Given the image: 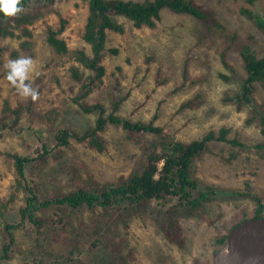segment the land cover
Segmentation results:
<instances>
[{
    "label": "rangeland",
    "instance_id": "rangeland-1",
    "mask_svg": "<svg viewBox=\"0 0 264 264\" xmlns=\"http://www.w3.org/2000/svg\"><path fill=\"white\" fill-rule=\"evenodd\" d=\"M192 1L213 13L224 27L226 38L212 37L210 28L203 23L168 11L161 13L154 29L136 30L126 20L119 19L122 33L106 36V52L101 61L105 70L102 83L85 102L89 106L101 104L108 115L113 110L112 103L123 99L117 115L132 122L154 120L173 140L185 144L200 140L209 132L225 130L224 141L209 142L206 153L191 170L202 191L206 187L216 191L212 202L206 204L199 215L176 208L179 205L176 199L151 202L139 216H132L126 227L120 223L113 227L98 219L90 222L86 211L76 212L70 220L81 217L84 223L80 228L79 223L72 222L76 235L65 232L58 237V244L49 243L51 240L44 237L35 242L34 237L26 235L31 229L27 224L24 230L15 233L18 249L13 260L4 264H40V261L62 264L70 251L72 262L68 264H115L106 252L115 254L118 264H211L213 239L253 217L255 202L241 195L255 196L263 206L261 217L264 218V149L257 148L263 139L258 127L246 123L248 109L238 110L227 102L230 95L240 94L245 74L237 54L224 51V43L234 34L245 41L257 57H262L264 37L240 16L233 0ZM260 4L264 13V0H260ZM30 6L37 13L35 22L26 27L30 35L0 41L3 49L0 108L4 99L12 106L23 107L19 126L0 138V150L18 154L32 145V136L27 131L31 114L35 115L34 129L44 127L37 122L42 114L57 117L55 128L77 133L95 122V116L75 113L81 111L74 102L79 96L78 88L74 85L70 88L67 76L70 64L53 61L46 43V28L56 27L60 18L67 22L63 37L69 48L82 46L79 35L86 18V3L54 0L47 6L43 0H35ZM19 56L31 57L35 62L32 87L37 76L42 77V85L46 86L38 91L39 97L33 101L30 112L26 110L30 98H21L5 79V64ZM253 97L256 104L264 107V89L257 88ZM196 100L198 104L194 106L192 103ZM53 134L45 133L44 137L52 141ZM102 137L106 142L104 153L97 154L70 141V147L62 149L57 159L49 158L44 164L33 165L32 181L28 180L44 194L64 182L70 166L76 167L82 175L90 173L100 183H111L120 176H127L142 162L144 157L138 147L121 130L108 127ZM234 141L240 146L233 144ZM12 185L11 170L0 160V205L9 200ZM69 186V182L64 183L65 188ZM19 206L16 203V207ZM12 209L16 211L13 204H8L7 210ZM169 211L172 217L167 220ZM11 215L10 222L18 223V217ZM169 223H177L179 227L178 243H170L164 236V228ZM84 224L94 227L95 232L89 230L90 234L86 235ZM108 228L111 232L101 237ZM60 231L61 226L56 225L55 234ZM84 243L86 248L94 243L97 248L91 253L84 248L85 252L80 255L75 248H66L68 244ZM60 256L64 258L61 260Z\"/></svg>",
    "mask_w": 264,
    "mask_h": 264
},
{
    "label": "trees",
    "instance_id": "trees-1",
    "mask_svg": "<svg viewBox=\"0 0 264 264\" xmlns=\"http://www.w3.org/2000/svg\"><path fill=\"white\" fill-rule=\"evenodd\" d=\"M34 1L23 0L24 11L15 17H0V41L12 40L17 38V35L26 37L30 35L26 27L36 20L35 8L30 6ZM83 1L86 3V18L79 35L82 46L69 48L63 37L67 22L60 18L56 27L46 28V43L53 61L70 64L67 76L70 80V88L73 85L78 88L79 96L74 102L81 111L77 110L75 113L81 116H95V122L83 132L77 133L70 129L55 128L57 117L49 118L42 114L37 122L44 127L34 129L35 115L31 114L27 131L32 136V145L27 146L26 151L19 154L0 150V160L10 168L13 176L9 200L0 205V264L13 260L18 249L15 233L24 230L27 224L31 226V229L26 231V235L34 237L35 242L38 243L44 237L51 240L49 243L58 244V237H62L65 232L76 235L77 229L73 227L72 222L79 223L80 228L84 223L81 217L74 221L70 220V216L76 212L86 211L90 222L98 219L101 222L111 223L113 227L119 223L126 227L127 223L131 222L132 216H139L151 202L176 199L179 204L176 208L182 207L190 214L199 215L198 212H203L204 206L212 202L213 197L216 196L212 187H206L205 191L199 188L198 181L194 180L191 175V170L193 164L200 161L206 153L209 142L224 141L225 130L218 133L209 132L200 140L185 144L173 140L163 128L154 124V120L145 123L132 122L117 115L118 107L122 105L123 99L112 103L113 110L108 115H105V109L101 104L89 106L85 101L102 83L105 70L101 61L106 52V36L107 33H122L123 29L118 22L119 19L126 20L136 30L154 29L160 21L161 13L168 11L203 23L210 28L212 37L221 39L226 38V35H224L225 29L220 21L213 17V13L205 11L192 0ZM53 2L54 0H43L47 6ZM233 2L238 6L240 16L251 23L264 37V13L261 11L260 0H233ZM224 45V51H233L237 54L245 74L240 94L230 95L227 102L233 104L238 110L243 107L248 109L246 123L260 129L263 142L257 148L262 150L264 149V107L256 104L253 96L257 88L264 89V56L257 57L251 47L234 34L228 37V42ZM2 54L3 49L0 47V58ZM230 70L232 71L231 68ZM33 86L37 91L46 87L42 85L40 76L35 78ZM33 103L31 99L28 101L27 111H31ZM192 104L197 106L198 100ZM22 113L23 107L20 104L12 106L7 99L2 101L0 138L19 126ZM108 127L121 130L128 140L138 147L144 157L142 162L140 161L133 167L127 176H120L111 183H100L90 173L85 172L82 175L76 167L70 166L64 182L54 187L53 191L44 194L40 193L33 182L29 181H32L30 174L34 170L33 165L44 164L49 158L57 159L62 149L70 147V141L81 144L97 154L104 153L106 142L102 135ZM51 132L54 134L52 141H49L44 134ZM232 143L240 146L236 141ZM67 182L70 184L68 189L64 187V183ZM241 196L251 199L256 204L252 219H262L263 206L259 200L253 195ZM10 203L14 205L16 211L7 210ZM16 203L20 206L16 207ZM12 213L18 217V223L17 221L10 222L9 217ZM171 217L169 211L167 220ZM7 221L10 223H6ZM238 224L232 226L227 233ZM56 225L61 226L59 234L54 232ZM89 230L95 232L94 227L84 224L83 231L86 235L90 234ZM109 232L111 230L106 229L101 237L104 234L106 237ZM227 233L213 239V254L222 247ZM179 235L177 223H169L164 228V236L170 243H178ZM72 238L74 237L71 236ZM66 248H75L80 255L85 252L86 246L85 243L68 244ZM95 248L97 246L94 243L86 248V251L91 253ZM49 251H52L50 247ZM106 253L112 257L115 264H118V257H115V254ZM72 254L70 251L62 264L72 262L70 258ZM58 258L62 260L64 257ZM38 263L44 264L42 261Z\"/></svg>",
    "mask_w": 264,
    "mask_h": 264
},
{
    "label": "water",
    "instance_id": "water-1",
    "mask_svg": "<svg viewBox=\"0 0 264 264\" xmlns=\"http://www.w3.org/2000/svg\"><path fill=\"white\" fill-rule=\"evenodd\" d=\"M211 264H264V218L247 219L230 230Z\"/></svg>",
    "mask_w": 264,
    "mask_h": 264
},
{
    "label": "clouds",
    "instance_id": "clouds-1",
    "mask_svg": "<svg viewBox=\"0 0 264 264\" xmlns=\"http://www.w3.org/2000/svg\"><path fill=\"white\" fill-rule=\"evenodd\" d=\"M24 11L23 0H0V17L12 18ZM5 79L23 99L36 101L39 93L32 87L31 78L35 71V62L31 57L19 56L9 59L4 66Z\"/></svg>",
    "mask_w": 264,
    "mask_h": 264
},
{
    "label": "flooded vegetation",
    "instance_id": "flooded-vegetation-1",
    "mask_svg": "<svg viewBox=\"0 0 264 264\" xmlns=\"http://www.w3.org/2000/svg\"><path fill=\"white\" fill-rule=\"evenodd\" d=\"M212 191H213V193L216 195V191H215L214 189H213Z\"/></svg>",
    "mask_w": 264,
    "mask_h": 264
}]
</instances>
